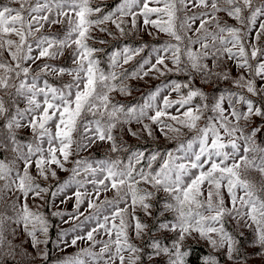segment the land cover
Instances as JSON below:
<instances>
[{
    "label": "snow or ice",
    "instance_id": "obj_1",
    "mask_svg": "<svg viewBox=\"0 0 264 264\" xmlns=\"http://www.w3.org/2000/svg\"><path fill=\"white\" fill-rule=\"evenodd\" d=\"M55 26L61 30L49 31ZM153 30L169 39L126 43L105 61L94 46L108 43L95 33L119 39ZM262 37L264 0L0 3V264H20L17 256L47 264L49 244L63 253L55 264H193L189 241L207 249L196 264L264 259ZM65 53L70 66L52 62ZM137 57L131 70L124 67ZM150 74L187 79L158 85L141 103L116 101L114 94L131 95L127 81ZM197 76L231 87L211 97L193 86ZM132 124L152 139L160 131L174 147L130 148L125 129L140 135ZM99 143L109 146L105 158L85 155ZM58 172L69 175L60 181ZM49 180L56 183H41ZM46 195L53 207L57 197L74 198L73 212H52L74 222L55 240L39 205H29ZM18 230L35 256L14 243Z\"/></svg>",
    "mask_w": 264,
    "mask_h": 264
},
{
    "label": "trees",
    "instance_id": "obj_2",
    "mask_svg": "<svg viewBox=\"0 0 264 264\" xmlns=\"http://www.w3.org/2000/svg\"><path fill=\"white\" fill-rule=\"evenodd\" d=\"M2 2H4V0H0V3H2ZM106 2L109 5H112V4L116 3L117 0H113L112 2H110V1H106ZM111 30L114 31V28H112ZM59 31H60L59 28H56L53 30V32H59ZM95 35L99 36L100 39H104V40L108 41V43L105 44V47H103L105 52L100 54L102 61H105L107 59L106 53H110L114 48L122 47L126 43L135 47V46L140 45L142 42L148 43L149 45H159L160 43L167 40L164 37H151L150 38V37H148L147 34H143V35H141V37H139L140 35H136V36H128V37H124V38H119V39H114L113 37L107 38L104 35H101L100 33H95ZM117 36H118V34H117ZM94 46L97 48H102V47H99V45H97V43H95ZM141 55H145V53H142ZM139 59H140V57H137L136 59L131 61L128 65H126L125 68H127L128 70H131L135 66V64L137 63V61ZM55 62L59 65H62V66L68 65L70 63V61L67 58V53L65 54L64 57L56 60ZM230 76L233 77L231 73H230ZM49 79H50V82L57 83V84L59 83V81L55 80L54 78L50 77ZM69 79L70 78H68V77H65V76L63 77L64 81H67ZM186 79H187V77H185L184 74H178V75L168 74L167 76H160L156 81H154L148 85H142L143 87H141L140 84H138V83H135L134 85L132 84L133 88L135 89L134 97L131 99V101H128L129 102L128 104L140 102L142 100L141 99L142 97H144L149 92L154 90L158 85H161L162 83H164L166 81H169V80L183 81ZM193 86L200 88L201 90H203L205 93H207L211 97H215V96L219 95L220 92H225L231 87L230 81L213 80L211 83H204L201 81V79L198 76L194 79ZM23 135H27V132H24ZM123 140L126 142L127 146H129L132 149L147 148V149L151 150L154 148H158L159 150L164 151L166 149L174 147V142H170L167 139L153 140L152 138H150V137H148L142 133H140L139 138H137V137L136 138H128L123 133ZM108 154H109L108 148L101 147L99 144L97 146L93 147L90 150V153H85V155H90L92 159H96V160L103 159ZM67 177H68L67 175L62 176L59 178V180L63 181L65 179H67ZM41 183L43 184V186L49 187L51 185H54L56 183V181H54L50 185L44 184L43 181H41ZM45 201H49V203H45ZM45 201H44V203H42L39 211L42 212L48 218L50 225H53V227L50 228L49 234H50L51 238L53 240H55L56 234L60 229V217L52 215V212H54L55 210L53 209V206L51 205L50 196L46 195ZM139 215L141 216V219H146L142 213H139ZM147 222L152 223L151 220H148ZM9 238L11 239V237H9ZM14 243L18 246H21L23 249H26V251L28 253H31L33 256L36 255L28 247H26L24 245L23 241L20 240L18 238V236L14 240ZM189 243L192 245V247L194 249L192 261H193V264H196V257L204 254V252H206L207 249H206L205 245H203V244L197 245L192 241H189ZM52 247H53L52 244L48 245V248L50 249V259L48 260L47 264H55L57 255H63V253H54ZM17 250L19 251L20 248H18ZM248 251L249 252H255L256 250L250 248V249H248ZM17 260L20 261V264H26V258H24V257L17 256ZM9 264H13V262L11 260H9ZM36 264H41V261L39 260V258H37ZM248 264H264V259H262L259 256L253 255L249 258Z\"/></svg>",
    "mask_w": 264,
    "mask_h": 264
},
{
    "label": "rangeland",
    "instance_id": "obj_3",
    "mask_svg": "<svg viewBox=\"0 0 264 264\" xmlns=\"http://www.w3.org/2000/svg\"><path fill=\"white\" fill-rule=\"evenodd\" d=\"M106 1H110V2H112L113 0H106ZM221 15H223V14H221ZM224 19L227 20V22H228L229 24H233V25L236 24V22H235L234 20L230 19V18L224 17ZM109 27H111V26H109ZM56 28H59V30H61V29H60V26H55L54 28L50 29L49 31H53V30L56 29ZM153 32H154V30H153ZM100 34H101V35H104V36L107 37V38L110 37V36H108L106 33H100ZM143 34H147V33L141 31V33L139 34V35H140L139 37H141V35H143ZM189 35H191V33H189ZM148 37H150V38H151V37H164V38H166L167 40L169 39V37H167L166 35H164V34H158V35H157V34H155V32H154V35H153V36H149V35H148ZM261 43H264V37L261 38ZM97 45H99V47H102V48L105 47V44L97 43ZM65 54H66V53H65ZM55 61H56V60H55ZM55 61H52V62H53V63H56ZM44 62H45V61H38V63H44ZM56 64H57V63H56ZM58 65H59V64H58ZM67 66H70V63H69L68 65H65V67H67ZM209 66L211 67V62H209ZM124 67H126V65H125ZM169 67H171V65H169ZM222 68H223V70L231 69V72H230V73L232 74L233 77H235V76L237 75V71H238V70L232 65L231 62H225V64L222 65ZM65 77H68V76H65ZM68 78H70V77H68ZM158 78H159V77H158ZM158 78L156 77L155 74H150L148 77H145L143 80H129V81H127V83L129 84V86H130L131 89H132L131 95H128V96H121V95L114 94L116 101H118V102H120V103H123V104H128V103H129L128 101H131V99L134 97V91H135V89L133 88L132 84L134 85L135 83H138V84H140L141 87H143L142 85H148V84H150V83L156 81ZM134 81H135V82H134ZM163 94H166V93H163ZM163 94H162V95H163ZM145 96H146V95H145ZM170 98H171V99H175V98H176V94L173 93V94L171 95ZM158 99H159V98H158ZM141 102H142V100H141L140 102H135V103H141ZM21 106H23V105H21ZM225 106H227V105H225ZM169 111L172 112L173 114H175V109H174V108H173V109H169ZM153 127L155 128V126H153ZM131 128H132V130L135 131V132H140V125L132 124V125H131ZM25 132H27V130H25ZM140 133H142V134H144V135L147 136L146 133H143V132H140ZM124 134H125L128 138H136V137L132 136L130 133H128V132H127V129H125ZM154 136H155V139H153V140H162V139H166V138L162 135V133H161L160 131H158V130H156V131L154 132ZM99 145H100L101 147H104V148H108V147H109L107 144H104V143H99ZM33 173H35V170H34V169H33ZM66 175L68 176L69 173H67V172H58V178H60V177H62V176H66ZM250 178L253 179L255 182H259V179H260L259 174L256 173V172L251 173V174H250ZM43 182H44V181H43ZM53 182H54L53 180H49V181H47V182H44V184H48V185H50V184H52ZM72 191H74V189H70V190H68V195H69V196L72 195ZM112 195H113V193H111V192L107 193V196H109V197H111ZM103 198H104V194L101 195V199H103ZM61 199H64V197H63V196H60V197H57V198H56V200H55V207H53V209H54L55 211H63V212H67V213H71V212H73V210H74V198H73V199H69V200H67L65 203H60V200H61ZM44 201H45V199H44V200H40V199L32 200V199H29V205H30L31 207H33L34 210H37V209H36V206L39 205V209H38V210H40L41 205H42V203H44ZM80 210H81V211H84V207H81ZM65 219H67V217H65ZM81 219H83V217H81ZM72 223H74V222H70V223H68V224H64V223H62L61 218H60V228L68 229V228H70V227L72 226ZM18 231H19V230H18ZM18 238H19L20 240L23 241V243H24V245H25L26 247H28L33 253H35L34 250H33L32 247H31L30 241H26V237H25V235L22 233V231H19ZM80 246H81V247H86L87 245L84 244L83 242H80ZM52 248H53V247H52ZM73 251H75V249H72V248L67 249V252H73ZM53 252H54V253H58V252L55 251L54 249H53Z\"/></svg>",
    "mask_w": 264,
    "mask_h": 264
}]
</instances>
